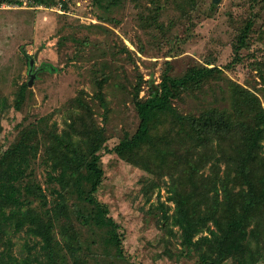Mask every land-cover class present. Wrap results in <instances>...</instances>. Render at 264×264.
I'll return each mask as SVG.
<instances>
[{"label": "rangeland", "instance_id": "rangeland-1", "mask_svg": "<svg viewBox=\"0 0 264 264\" xmlns=\"http://www.w3.org/2000/svg\"><path fill=\"white\" fill-rule=\"evenodd\" d=\"M41 1L0 0V100L7 104L0 113V156L22 132L36 131L41 148L31 179L44 193L45 205L30 200L29 208L52 224L54 253L49 261L27 228L17 233L6 228L0 235V259L199 264V255L181 245L171 224L172 197L190 196L189 206L197 205L206 215L212 204L207 199L216 197L215 219L223 222L226 192L234 196L246 186L234 173L227 177L231 149L225 147L230 140L193 147L177 135L178 118L214 110L227 117L226 129L232 130L227 135L236 141L237 124L252 117L245 99L255 97L264 110V0ZM248 21L252 26L238 46ZM167 66L173 76L190 67L217 73L202 93L178 95L174 109L152 113L146 141L119 156L114 149L138 127L133 100L148 98L152 87L159 89ZM23 85L24 100L16 110ZM56 137L71 140L76 149L99 140L102 180L94 197L114 227L94 223L96 211L83 200L85 189L73 185L75 178L66 190L48 180L49 174L57 177L61 171ZM255 162L248 165L247 176L262 190L264 149ZM240 208L238 200L237 213ZM257 211L247 231L258 230L250 246L260 256L256 263L264 264V205ZM206 227L194 241L216 231L212 221Z\"/></svg>", "mask_w": 264, "mask_h": 264}, {"label": "trees", "instance_id": "trees-1", "mask_svg": "<svg viewBox=\"0 0 264 264\" xmlns=\"http://www.w3.org/2000/svg\"><path fill=\"white\" fill-rule=\"evenodd\" d=\"M251 26V21H248L241 31V37L238 38V46L243 44V38ZM239 56L237 53V58ZM231 66L232 63L227 67ZM167 67L161 75L159 89L152 87L148 98L142 100L136 96L133 100L139 123L134 135L114 149L119 156L146 141L152 113L172 109V101L178 95L202 93L209 78L215 71L217 73V70L213 68L190 67L181 76H173L169 73L171 66ZM24 89L25 85L18 92L14 104L16 110L20 109L23 103ZM244 104L248 113L252 112V117L247 122L241 121L237 124L239 137L236 141L227 135L232 131L226 129L228 126L227 117L217 114L214 110H205L197 116L179 115L178 118L177 135L190 142L193 147H206L220 138L229 139L228 148L225 147L226 151L231 149V152L226 155L227 177L234 173V177L241 178L246 186V191L234 196L230 195L231 190L226 192L225 209L221 216L223 222L215 219L219 205V200L216 197L207 199L212 202L208 215L201 214L197 205L189 206L190 196L182 197L175 194L172 197L175 207L171 216V224L178 229L181 245L199 255V264H223L226 261H230V264H257L256 262L260 259L258 252L253 251L250 246V240L258 237V230L254 229L249 232L247 230L250 222L258 213L259 207L264 205V186L262 190H256L254 185L249 182L247 173L248 165L252 166L257 163L255 162L257 152L264 149L261 146L264 139V110L259 106L255 97L250 100L245 99ZM6 108V102L0 100V113ZM65 137L71 138L68 135ZM56 141L58 150L61 152L59 165L61 171L57 177L49 174L48 180L57 182L63 190H66L69 180L75 178L73 185L85 189V192L81 193L83 200L96 211L94 223L98 227L108 225L114 227L112 220L106 218V209L94 197L102 180L98 155L101 144L97 137L94 140L90 139L86 145L78 149L71 140L63 142L56 137ZM40 148V144L36 140V131L29 129L22 132L18 140L0 156V235L4 234L6 228H11L14 233L21 231L24 227L27 228L29 234L40 240L41 250L50 261L54 253L52 224L33 215L29 208L30 200L45 205L44 193L40 186L31 179V167ZM260 166L264 167L262 164ZM55 167L56 165L52 168V172L55 171ZM238 200L241 210L237 213ZM164 219L168 220L169 218L165 216ZM209 221H212L216 231L208 230L209 237H200L194 241L195 237L204 233ZM116 242V247L119 248V241L116 240ZM0 264L43 263L38 259L22 258L17 260L10 258V261L6 263L0 259Z\"/></svg>", "mask_w": 264, "mask_h": 264}, {"label": "water", "instance_id": "water-1", "mask_svg": "<svg viewBox=\"0 0 264 264\" xmlns=\"http://www.w3.org/2000/svg\"><path fill=\"white\" fill-rule=\"evenodd\" d=\"M213 2L216 4V3H218V0H213ZM37 54V53H36ZM35 58H36V55H35ZM32 63H33V61L32 60H30L29 61V67H32ZM33 76H31V78H32ZM31 85V79H30V81H29V83H28V86H30Z\"/></svg>", "mask_w": 264, "mask_h": 264}]
</instances>
